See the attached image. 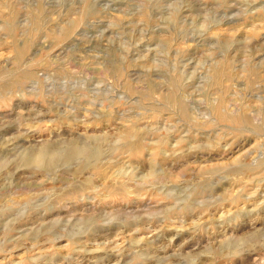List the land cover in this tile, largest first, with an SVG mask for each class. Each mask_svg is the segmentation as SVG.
I'll return each instance as SVG.
<instances>
[{
    "label": "rangeland",
    "instance_id": "1",
    "mask_svg": "<svg viewBox=\"0 0 264 264\" xmlns=\"http://www.w3.org/2000/svg\"><path fill=\"white\" fill-rule=\"evenodd\" d=\"M0 264H264V0H0Z\"/></svg>",
    "mask_w": 264,
    "mask_h": 264
}]
</instances>
